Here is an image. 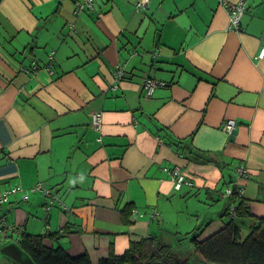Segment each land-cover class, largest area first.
<instances>
[{
	"label": "crops",
	"instance_id": "0c3cea01",
	"mask_svg": "<svg viewBox=\"0 0 264 264\" xmlns=\"http://www.w3.org/2000/svg\"><path fill=\"white\" fill-rule=\"evenodd\" d=\"M224 1L241 0H0V192L43 182L66 207L47 213L40 193L0 206V264H34L18 230L99 264L183 213L174 235L198 240L240 200L264 217V0H245L239 28ZM174 167L193 189L175 190ZM225 179L241 199L221 202Z\"/></svg>",
	"mask_w": 264,
	"mask_h": 264
},
{
	"label": "trees",
	"instance_id": "16d2710c",
	"mask_svg": "<svg viewBox=\"0 0 264 264\" xmlns=\"http://www.w3.org/2000/svg\"><path fill=\"white\" fill-rule=\"evenodd\" d=\"M48 69L49 67H47V70ZM38 70V63H31L30 66L23 67V71L26 73H35ZM124 78L125 73L123 72V77L120 80H123ZM147 80L152 79H145L143 81L142 87L145 94V82ZM153 95L154 93L150 96L147 95V97H151ZM185 142L186 141L177 142L175 146L177 148L184 147ZM182 151L184 152L183 148ZM189 152L193 151L189 150ZM193 155V153H190L186 158L190 159ZM189 178V180L193 182V179L191 177ZM224 182V186H227L229 184L227 183L226 179ZM231 184L233 183H230V185ZM33 193H40L45 197L44 209L47 213L57 205H60L61 208L66 209L63 202L59 198V191L53 188L50 189L46 187L43 182H38L30 189H25L22 185H17L13 188L6 189L0 192V195L7 194V196H10V200L12 196L21 194L24 200H28L30 198V194ZM9 200H2L0 204L2 206H5L9 203ZM125 210L127 211L126 214H124ZM132 211L134 213V216L139 213L135 210V208L133 210L130 205H127L123 209L125 220L123 219L122 221L124 223H128L130 221L131 217L133 216L131 213ZM157 215L158 211L155 210V213L152 215V219H154ZM7 216L8 214L6 215L7 224L9 227H11ZM3 217H0V219H2ZM236 217L237 218L231 220V222L227 226H225V228L205 240H198L197 236H195L191 241L195 254H199L209 264H264V218H255L251 212L249 203L245 201L238 205L236 210ZM246 217L255 218L256 222L251 228L250 234L247 237L243 238L242 229L239 228L240 226L238 225L237 219ZM1 225L2 227L6 228V226H4L2 223ZM12 230L15 231L13 228ZM15 232L19 234V237L17 239L18 245L31 258L34 264H93L87 255L74 258L71 257L61 247L52 248L47 246L45 238L42 236L27 234L26 232L24 233L20 230ZM99 264L189 263L180 262L171 246L166 244L165 246L160 245L156 237H151L148 239H144L141 242H134L131 245L130 249L123 255L111 254L107 259L99 262Z\"/></svg>",
	"mask_w": 264,
	"mask_h": 264
},
{
	"label": "rangeland",
	"instance_id": "374dc122",
	"mask_svg": "<svg viewBox=\"0 0 264 264\" xmlns=\"http://www.w3.org/2000/svg\"><path fill=\"white\" fill-rule=\"evenodd\" d=\"M136 6H137V2L135 4V8H136ZM229 131L232 132L233 130H229ZM228 191H229V188L227 187V189H226L225 186L223 185L222 188L219 189V192H220V194H221V192H225L226 195H225V193L223 195H220L221 198L222 197L223 198H229V199L230 198L231 199L236 198V197H233V195L228 194ZM237 197H239V196H237ZM223 198L221 199V202H223V204H225L224 202L226 201V199L224 201ZM236 199H241V198L239 197ZM242 202L243 201L240 200L238 203H232V205H231L232 209L235 207H238V205ZM179 209L180 208L176 209L175 211H178ZM185 215H186V213H183V215L179 216V218H178V215H176L173 217V219H170V218L168 219L167 225L164 226V228H165L164 233H161L158 236V243L160 245L165 246L164 240H166L168 242L167 244L173 248V250H174V252H175V254L178 257L180 262L189 263V264H209L199 254L188 257L189 255H191L193 253V249L190 247V245H191V240L194 237H192V239H191V236H190L189 239H185L184 236L186 234H184L182 236H180V234H178V236L174 235V230H175V228H177V226L181 227L179 232H181L183 230H188L191 228V225L184 224L185 220H184L183 216H185ZM194 219H196V218H194ZM231 220L232 219L229 217L225 218L226 226L231 222ZM237 221H238V225L240 226L239 228L242 229L243 238L247 237L250 234L251 228L254 226L255 222L252 220L251 217L237 219ZM203 240H205V239H203Z\"/></svg>",
	"mask_w": 264,
	"mask_h": 264
},
{
	"label": "built area",
	"instance_id": "2783aa9c",
	"mask_svg": "<svg viewBox=\"0 0 264 264\" xmlns=\"http://www.w3.org/2000/svg\"><path fill=\"white\" fill-rule=\"evenodd\" d=\"M151 0H139L137 4V8L139 10L143 9L146 7V5L150 2ZM84 5L86 4L88 7H93L94 0H83ZM224 6L229 8V12L231 15V20H232V26L235 28H239L241 19L244 15L245 12V0H241L238 4H230L227 1H224ZM260 58H264V48L261 51ZM115 76L117 80H120L123 77V71L119 70L117 73H115ZM157 85L155 81L153 80H147L145 82V90L146 94L148 96L152 95L156 89ZM93 125L95 128L100 129L101 127V122H102V114L101 113H96L93 116ZM237 128L236 122H229L226 125V129L228 130H234ZM165 170L168 172V174L174 179L175 182V190L178 192H181L184 188H193L195 185L192 181H190L185 173L178 167L174 168H165ZM228 194L233 195L234 192L229 189ZM10 196H7V194L0 195V202L2 200H9ZM26 199V198H25ZM0 206H2L0 204ZM0 223H2L4 226L8 227V224L4 218L0 219Z\"/></svg>",
	"mask_w": 264,
	"mask_h": 264
},
{
	"label": "flooded vegetation",
	"instance_id": "af4514ba",
	"mask_svg": "<svg viewBox=\"0 0 264 264\" xmlns=\"http://www.w3.org/2000/svg\"><path fill=\"white\" fill-rule=\"evenodd\" d=\"M249 207H250V209H251V203H249ZM236 210H237V207H235V208H231V211H230V217H231V219L233 218V219H235L236 218ZM251 212H252V209H251ZM252 214H253V212H252ZM253 216L255 217V218H260V217H256L254 214H253ZM252 218V217H251ZM255 218H252V220L254 221V222H256V220H255ZM261 218H264V217H261ZM232 219V220H233ZM255 224V223H254ZM222 230V229H221Z\"/></svg>",
	"mask_w": 264,
	"mask_h": 264
},
{
	"label": "water",
	"instance_id": "95a60500",
	"mask_svg": "<svg viewBox=\"0 0 264 264\" xmlns=\"http://www.w3.org/2000/svg\"><path fill=\"white\" fill-rule=\"evenodd\" d=\"M236 135H237V129H234V130L231 132L230 140H234ZM225 195H226V193H225Z\"/></svg>",
	"mask_w": 264,
	"mask_h": 264
},
{
	"label": "clouds",
	"instance_id": "9594fccd",
	"mask_svg": "<svg viewBox=\"0 0 264 264\" xmlns=\"http://www.w3.org/2000/svg\"><path fill=\"white\" fill-rule=\"evenodd\" d=\"M233 197H237V195L236 194H233ZM4 219L6 220V217H4ZM7 222V221H6ZM8 228H9V226H8Z\"/></svg>",
	"mask_w": 264,
	"mask_h": 264
}]
</instances>
